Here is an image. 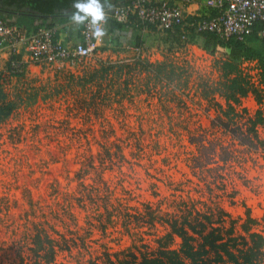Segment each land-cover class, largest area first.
Masks as SVG:
<instances>
[{
    "label": "rangeland",
    "instance_id": "rangeland-1",
    "mask_svg": "<svg viewBox=\"0 0 264 264\" xmlns=\"http://www.w3.org/2000/svg\"><path fill=\"white\" fill-rule=\"evenodd\" d=\"M106 42L69 68L25 65L18 75L0 60L1 88L14 104L0 121V264L46 263L32 251L37 234L44 245L50 237L57 245L51 264H89L87 250L96 254L104 244L110 252L152 250L161 238L179 249L180 237L163 238L170 230L165 223L103 231L88 224L92 218L74 201L64 215L66 193L96 183L124 202L125 218L178 217L193 207L217 220L223 208L238 231L248 213L251 230L264 235V122L255 138L249 121L256 110L264 114V82L254 65L238 62L243 80L261 90V103L249 92L237 113L226 116L219 66L229 57L227 44L210 53L163 31L135 28L108 33ZM106 60L141 66L99 93L95 87L49 91L64 76ZM65 238L81 246L70 252Z\"/></svg>",
    "mask_w": 264,
    "mask_h": 264
},
{
    "label": "trees",
    "instance_id": "trees-1",
    "mask_svg": "<svg viewBox=\"0 0 264 264\" xmlns=\"http://www.w3.org/2000/svg\"><path fill=\"white\" fill-rule=\"evenodd\" d=\"M70 5L73 4L66 6L70 7ZM72 11L74 14L77 10L74 7ZM211 11L213 12L210 9V13ZM0 17L4 18L2 14H0ZM19 22L22 21L20 20ZM13 23L28 28H37L43 25L41 23L35 25H25L18 22ZM257 23L244 42L234 38L222 40L215 33L207 31H190L189 33L190 41L201 45L210 53H214L219 45L227 44L229 47V57L222 60L219 66L221 79L224 81L223 86H219V89H223L221 95L226 103V107L224 108L223 104H221V108L226 116H229L230 113L232 115L237 113L241 105V98L249 92L254 94L258 103L262 101L259 93L261 90L256 84L243 80L242 72L238 66V62L242 59H256L258 62L260 81L264 82V54L248 44L255 39V36H252V34L258 37L255 30L260 25H257ZM115 29H119L120 31L122 24L110 21L107 31L110 34L119 35L121 31L115 32ZM135 29L137 30V28ZM165 35L171 40H175L176 43L181 42L183 44L179 40V37L173 36L171 38L168 34ZM140 39L141 36L137 34L136 45L138 47L141 46ZM139 66L141 65L137 62L128 63L122 60H106L95 66H91V68L86 69L80 74L64 76L63 82L57 80V84H52L49 91L51 93L56 92L57 94V90H69L72 92L76 87H81L83 90H87L89 87H95V92L99 93L101 90H104L108 82L115 81L114 83L116 84V81H120L123 75L133 70L136 71ZM7 68H10V60L7 62ZM105 91L107 92V90ZM7 95L0 84V121L8 118L14 108L13 102L6 97ZM244 111L246 109L242 108L240 112ZM249 121L251 122L252 133L257 138V128L264 122V114L260 110H256L255 114L250 116ZM90 185H93V183ZM98 185L96 183V185L91 187L82 186L79 190L74 189L69 193L67 192L65 197L68 199V203L63 208L64 215L69 213L72 207V201H74L78 208L85 210L88 216L92 218V221L88 222V224L93 227H101L103 231L107 229L117 231L120 226H123V230L129 233L131 223L134 225L148 223L154 226L156 222H159L167 224L170 229L163 238L172 240L173 235H177L182 241L179 249L169 248L167 245L168 241L164 243L159 238V244L152 250L148 248L143 250L140 246H136L137 248L135 250V246H129L127 249L115 252H110L109 248H106V244H104L103 250L98 251L96 254H92V251L87 250L86 253L89 254V258L94 259L89 261V264H264V235L256 230H251V226L255 223V220L248 213H246L247 217L240 226L242 232L236 228L235 219L231 218L229 212L223 208H219V217L217 220H213L214 215L212 211L206 212L204 210V215H201L200 212H194L195 209L192 210L193 207L187 211H183L178 217L176 215V217L174 215L164 217L161 214H151L148 218L141 214L143 212H140L139 215L146 220H140L141 218L138 217L134 219L130 215H125V218L123 214L124 202L114 197L111 193L102 192ZM58 190L56 191L57 193L59 192ZM103 193L106 196H103ZM101 203L102 205H100ZM102 206H104V211L101 210ZM59 216L62 218V215L59 214ZM229 217L230 221L228 220ZM179 218H181L180 221ZM121 219L122 222H120ZM47 240L48 244L44 245V241L41 240L39 234L34 236V247L32 251L36 257L40 256L46 261V263L36 261V264H51L55 260L57 245H54L51 237L47 238ZM85 241L82 246H85V249L86 247L90 249L87 240ZM65 242L67 243L66 250L70 252L74 247L81 246L77 240L65 238ZM41 250L42 254L40 255ZM62 250L64 249L62 248ZM83 253L85 254L84 251ZM96 258L104 259L99 261Z\"/></svg>",
    "mask_w": 264,
    "mask_h": 264
},
{
    "label": "built area",
    "instance_id": "built-area-1",
    "mask_svg": "<svg viewBox=\"0 0 264 264\" xmlns=\"http://www.w3.org/2000/svg\"><path fill=\"white\" fill-rule=\"evenodd\" d=\"M213 10L209 15H193L187 18L183 8L173 0H108L103 6L104 17L100 23L103 30L110 21L140 31L159 30L188 44L189 33L213 32L220 39L234 38L245 41L257 22H262L258 34L264 40V0H206ZM51 26L28 28L0 18V47H7L10 55V73H22L25 63L49 65L56 68L71 67L77 62L96 55L100 49V38L90 23L81 24L76 41H66L57 36ZM138 50V46H135ZM24 52L27 61L15 56ZM252 59H242L244 63ZM259 78V68L255 67ZM260 79V78H259Z\"/></svg>",
    "mask_w": 264,
    "mask_h": 264
},
{
    "label": "crops",
    "instance_id": "crops-1",
    "mask_svg": "<svg viewBox=\"0 0 264 264\" xmlns=\"http://www.w3.org/2000/svg\"><path fill=\"white\" fill-rule=\"evenodd\" d=\"M176 4L180 5L183 8L184 15L189 18L193 15H209L210 9L206 5V0H173ZM74 0H70L66 3H61L60 5L52 8L50 10H41L35 6L33 0H9L4 1L0 4V14L10 22H18L21 24H29L35 25L37 23L43 24L42 26H51L56 29L57 36L66 40V41H76L80 36V28L81 24H76L72 21L74 5H70L67 7L66 5L73 4ZM101 6H105L108 3V0H99ZM58 7V8H57ZM71 16L70 18H68ZM1 18V17H0ZM22 22H19V21ZM116 22V21H115ZM257 25L260 27L263 26L262 22H258ZM258 27V26H257ZM259 27V28H260ZM124 28H133L134 27H125L122 25V32ZM259 28L255 30L256 34H252L255 36V39L248 44L254 47L257 50H260L261 53L264 54V40L260 38L258 31ZM108 27L106 26L103 35L100 38V47L105 48L107 35H108ZM115 32H118L119 29H115ZM119 31V32H120ZM110 34V33H109ZM197 47L201 48L204 51V48L201 45L196 44ZM219 47V46H218ZM230 55V53H229ZM18 59H23L27 61V55L24 52L17 54L15 56ZM10 58L8 48L0 47V60L5 59V63L7 66V62ZM253 61L250 63H244L248 65H254V67L258 66V62L256 59H252ZM242 61V60H240ZM31 63H27L26 66H31ZM7 69V68H6Z\"/></svg>",
    "mask_w": 264,
    "mask_h": 264
},
{
    "label": "clouds",
    "instance_id": "clouds-1",
    "mask_svg": "<svg viewBox=\"0 0 264 264\" xmlns=\"http://www.w3.org/2000/svg\"><path fill=\"white\" fill-rule=\"evenodd\" d=\"M77 10L72 21L76 24L90 23L95 29V35H103L100 23L103 20L104 12L99 0H76L74 4Z\"/></svg>",
    "mask_w": 264,
    "mask_h": 264
},
{
    "label": "water",
    "instance_id": "water-1",
    "mask_svg": "<svg viewBox=\"0 0 264 264\" xmlns=\"http://www.w3.org/2000/svg\"><path fill=\"white\" fill-rule=\"evenodd\" d=\"M35 6L41 10H50L60 5L61 3L69 2L70 0H33Z\"/></svg>",
    "mask_w": 264,
    "mask_h": 264
},
{
    "label": "flooded vegetation",
    "instance_id": "flooded-vegetation-1",
    "mask_svg": "<svg viewBox=\"0 0 264 264\" xmlns=\"http://www.w3.org/2000/svg\"><path fill=\"white\" fill-rule=\"evenodd\" d=\"M4 1H8V2H9V0H0V4L3 3ZM75 1H76V0H74V2H75ZM74 4H75V3H73V5H74ZM73 5H72V6H73ZM57 8H58V7H57Z\"/></svg>",
    "mask_w": 264,
    "mask_h": 264
}]
</instances>
